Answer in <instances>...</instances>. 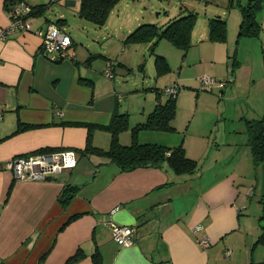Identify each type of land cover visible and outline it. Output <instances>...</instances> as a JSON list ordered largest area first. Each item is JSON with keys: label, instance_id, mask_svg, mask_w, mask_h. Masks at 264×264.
Wrapping results in <instances>:
<instances>
[{"label": "crops", "instance_id": "1", "mask_svg": "<svg viewBox=\"0 0 264 264\" xmlns=\"http://www.w3.org/2000/svg\"><path fill=\"white\" fill-rule=\"evenodd\" d=\"M23 1L49 5L44 16L28 18L30 27L26 30L15 29L2 35L11 23L6 0H0V264H65L78 250L82 256L74 264H93L95 251L100 252L101 264L264 263V256H255L254 246L249 250L259 226L264 227V215L253 227L247 220L244 200L252 196L263 199L264 163L253 164L255 182L238 204L241 192L235 186L236 175L224 165L211 168L204 179L198 174L176 175L166 166L120 173L105 158L78 153L86 145L87 129L61 123L107 124L122 99L115 71L127 64L116 58L115 43L97 51L80 40L79 47L65 26L62 29L72 38V45L66 49L68 56L57 59L56 54L45 53L39 32H45L58 18L78 16L81 0ZM54 3L58 7L51 6ZM258 18L262 23L260 37H242L238 41L241 12L235 7L231 21L230 17L226 20L227 39L233 35L234 41L223 47L225 72L221 73L222 79H212V88H218L222 96L227 94L228 83L233 85L231 93L239 92L244 77L251 88L256 85V104L247 100L241 114L235 112L243 132L246 121L259 119L264 113V4ZM146 47L149 49V44ZM94 57L100 58L102 72L97 65L93 68ZM109 66L114 71L113 78L103 76ZM80 77L93 80V87L80 83ZM260 86L261 103L257 98ZM143 108L144 118L150 110ZM19 121L35 127L13 134ZM147 132L154 131H141L140 141H154ZM125 134H120V140L128 143L131 138L128 140ZM243 140L247 143V135ZM91 141L107 149L110 133L95 130ZM44 147L75 150L77 165L45 181L17 180L5 166L14 156L35 153ZM257 169H261L260 183ZM67 183L79 188L70 205L63 208L59 196ZM262 206L258 204L257 209L264 212ZM76 213L84 214L59 231ZM243 221L252 230H244ZM112 223L135 227L131 245L116 243ZM196 227L200 229L194 232ZM49 249L41 263V256Z\"/></svg>", "mask_w": 264, "mask_h": 264}, {"label": "rangeland", "instance_id": "2", "mask_svg": "<svg viewBox=\"0 0 264 264\" xmlns=\"http://www.w3.org/2000/svg\"><path fill=\"white\" fill-rule=\"evenodd\" d=\"M236 1L233 0V6L236 5ZM240 1L242 4L247 2V0ZM51 6L58 7L56 3ZM181 8L197 14L191 30V44L183 56V51L174 46L170 40L161 39L155 50L167 58L170 70L158 74L154 56L150 54L147 44L125 45L123 39L139 24L154 23L159 26L179 15ZM234 10L235 7L230 5V0H119L103 26H97L71 14L68 16L65 28L77 40L79 47L80 40L97 51H101L102 46L108 48L115 43L114 48H118L116 58L127 64L120 68L117 65L115 71L114 80L119 87L118 93L122 96L119 109H125L129 113L131 123L135 124L143 118L141 114L144 110L143 106H146L147 110H152L154 107L156 94L151 87L175 89L174 87L179 86L176 95V116L173 122L176 129L147 132V136L154 141L160 140L157 143L164 142L163 144L168 145H178L182 142L187 155L197 161L196 174L200 175V179L206 178L212 172L211 168L224 165L236 175L235 186L241 192L238 201L240 204L244 193L251 188L249 185L255 182L253 179L255 170L253 172L250 147L243 140L247 133L242 131L235 112L241 114L246 108L247 100L252 105L256 104L257 87L255 85L251 88L247 78L244 77L239 83V92L231 93L230 88L233 85L229 86L228 83L225 89L227 94L222 96L218 88H212L213 83L209 86L202 80L203 77L222 79L221 73L225 72L223 47L228 45V41L229 43L234 41L233 35H230L225 42L209 39V18L222 16L227 20L230 17L231 21ZM51 11L50 8L47 12ZM218 52L221 57L217 56ZM215 60L217 63L212 64L211 62ZM93 61V68L97 65L96 69L102 72L103 64L99 63L100 58L98 60V57H94ZM231 61L232 59L229 65ZM111 73L113 78L114 71ZM93 76L98 78V74ZM258 89L260 94L261 86ZM166 98V95H162L163 101ZM257 98H260V103L263 101L261 94ZM124 133H127L125 135L129 140L130 133L128 131ZM144 138L143 136L141 139ZM260 173L261 169H257L256 176L259 183L262 182ZM229 176L232 175L229 173ZM258 199L259 196H252L250 200L244 199L247 220L253 227H257L260 216L264 215V212L257 209L258 204L262 205ZM253 227L245 225L243 221L244 230L250 231ZM259 227L260 231L250 241L249 250L253 248L257 235L263 231L261 226ZM244 236L245 233L242 239ZM254 249L255 256H264V244H256Z\"/></svg>", "mask_w": 264, "mask_h": 264}, {"label": "trees", "instance_id": "3", "mask_svg": "<svg viewBox=\"0 0 264 264\" xmlns=\"http://www.w3.org/2000/svg\"><path fill=\"white\" fill-rule=\"evenodd\" d=\"M18 0H6V6L17 2ZM24 2L23 0H19ZM119 0H81L78 8V16L97 26H103ZM30 7V10L24 15L25 19L30 17H42L46 13L49 3H39L31 5L24 2ZM264 0H247L242 4L240 0L236 1L233 6V0H230L232 7H239L241 12V20L237 31V40L242 37L259 38L262 23L258 18V12L262 10ZM185 11V12H183ZM197 14L181 8L179 15L168 19L161 25L154 23L139 24L133 30H130L123 39L125 45L143 43L149 44L150 54L154 56V63L158 74L165 73L170 70L167 58L156 52L157 43L166 38L170 40L174 46L183 51V56L191 44V30L195 23ZM48 20V19H46ZM56 26L62 29L67 24L65 18H58L55 21ZM209 39L217 42H225L227 40V21L221 16L209 18ZM63 30V29H62ZM72 45V43H71ZM112 66H109L106 71ZM104 73V74H105ZM106 76V75H105ZM80 83L93 87L94 81L91 79L79 78ZM208 87V86H206ZM155 90V105L152 110L148 111L144 118L133 124L129 120V113L125 109L116 107L107 124H100L90 121H68L61 123L62 125L83 126L88 131L87 142L83 149H79L78 153L84 156H98L105 158L108 162L115 164L120 173L134 171L138 168H163L166 166L174 174L179 176L192 177L197 173V161L187 155L183 143L178 145H166L156 142H144L139 140L140 132L143 130L151 131H173L176 129L173 124L176 116V95L179 86L171 88L151 87ZM171 89L169 93L167 90ZM162 95L167 98L163 101ZM119 104V102H118ZM35 127L34 125H22L19 121L13 134L21 132L27 128ZM95 130H105L110 133V144L107 149L95 146L91 141V136ZM129 131L130 142L124 143L120 140V134ZM247 145L250 147L252 162L256 166L264 162V113L259 119L246 121ZM52 148L44 147L36 152L52 151ZM170 184V183H168ZM78 186L67 183L60 192L59 199L63 208H67L72 199L76 196ZM11 190V189H10ZM9 194V189L8 192ZM264 208V195L260 200ZM84 213H76L71 215L67 221L59 228L63 230L69 222ZM263 219V215L260 216ZM264 226V225H262ZM133 227V226H132ZM135 228V227H134ZM254 246L256 244H264V227H262ZM51 249V248H50ZM46 251L40 258L42 263L49 253ZM81 250L70 256L65 264H74L82 256ZM93 264H101V255L99 251H95L92 255ZM253 264V263H249Z\"/></svg>", "mask_w": 264, "mask_h": 264}, {"label": "built area", "instance_id": "4", "mask_svg": "<svg viewBox=\"0 0 264 264\" xmlns=\"http://www.w3.org/2000/svg\"><path fill=\"white\" fill-rule=\"evenodd\" d=\"M30 7L22 1H17L9 5L8 15L11 25L2 32L6 34L15 29L26 30L30 27L28 19L24 15ZM42 35V49L45 53L56 54V58L67 57L66 49L71 45L72 38L64 30L55 24L48 26L45 32H39ZM107 77H112L111 70L105 73ZM205 84L209 85L212 79L203 77ZM172 89V88H171ZM171 89L167 91L171 92ZM169 92V93H170ZM78 162V154L70 148H63L47 152H35L24 155H17L11 158L5 166L12 172L15 179L20 181H45L55 178L65 170L74 168ZM113 209L112 211H114ZM200 227H196L194 232ZM112 237L120 246H129L133 243L135 228L129 225L111 224ZM205 243V239H201Z\"/></svg>", "mask_w": 264, "mask_h": 264}, {"label": "water", "instance_id": "5", "mask_svg": "<svg viewBox=\"0 0 264 264\" xmlns=\"http://www.w3.org/2000/svg\"><path fill=\"white\" fill-rule=\"evenodd\" d=\"M51 179H53V178H51ZM51 179H50V180H51Z\"/></svg>", "mask_w": 264, "mask_h": 264}]
</instances>
